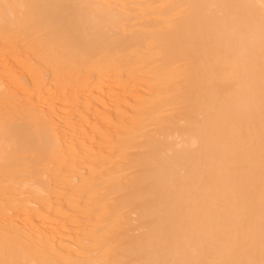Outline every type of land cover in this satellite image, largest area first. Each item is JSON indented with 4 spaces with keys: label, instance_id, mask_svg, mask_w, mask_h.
Returning <instances> with one entry per match:
<instances>
[{
    "label": "bare ground",
    "instance_id": "6f19581e",
    "mask_svg": "<svg viewBox=\"0 0 264 264\" xmlns=\"http://www.w3.org/2000/svg\"><path fill=\"white\" fill-rule=\"evenodd\" d=\"M0 264H264V0H0Z\"/></svg>",
    "mask_w": 264,
    "mask_h": 264
},
{
    "label": "rangeland",
    "instance_id": "374dc122",
    "mask_svg": "<svg viewBox=\"0 0 264 264\" xmlns=\"http://www.w3.org/2000/svg\"><path fill=\"white\" fill-rule=\"evenodd\" d=\"M141 75H139V76H137V77H140ZM148 78H150V76H144V77H142L141 79V81H138V82H135V86L136 87H140L141 85H142V83L144 82V80H148ZM132 85V84H131Z\"/></svg>",
    "mask_w": 264,
    "mask_h": 264
}]
</instances>
